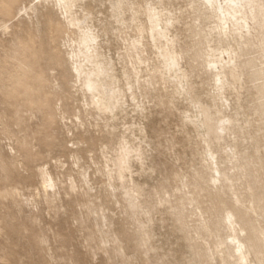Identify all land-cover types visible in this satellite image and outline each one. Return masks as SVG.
<instances>
[{
  "label": "rangeland",
  "instance_id": "rangeland-1",
  "mask_svg": "<svg viewBox=\"0 0 264 264\" xmlns=\"http://www.w3.org/2000/svg\"><path fill=\"white\" fill-rule=\"evenodd\" d=\"M36 1L16 0L7 14L0 12V264H200L195 255L198 245L194 231L198 226H204L203 232L211 227L212 218L208 216L206 207L213 200L204 202L211 192L207 173H198L203 170L201 152L204 143L186 117L201 107L210 117L211 124L219 123V119L227 115L237 118L238 123L244 126L246 135L251 137L246 154L253 169V182L244 177L237 184L230 181L225 184L233 199L247 202L254 198L264 186V138L253 112L255 88L247 71L237 67L236 87L226 86L225 89L224 96L230 105L227 108L221 106L206 63L192 60V48L197 37L192 36L194 14L189 7L191 0H162L173 16L168 28L175 40L188 93L178 95L169 84H163L155 71L159 65L156 49L148 46L143 52L146 62L140 73L143 86L136 89L138 101L144 109L132 111L129 104L125 106L126 111L114 119H108L106 115L94 116L83 111L80 93L70 87V81L67 84L69 77L62 75L61 67L51 57L58 53L59 47L64 48L60 45L63 33L51 12L40 9L36 16L32 14L28 19L25 8ZM78 4L76 15L89 13L87 16H92L107 55L117 58L118 54L126 52L123 44L140 33L146 34L145 8L148 0H124V4H133L139 11L141 30L133 23L127 28L120 27L110 16L109 0H83ZM129 15L130 11H126L125 16L128 18ZM213 27V19L202 23L205 36L198 42L200 49L217 54L223 46L234 45L232 39L218 41ZM254 37L255 40L263 38L264 29H257ZM14 49L20 60L28 62L27 65L22 61L21 65L17 64L10 57ZM129 54L131 57L126 55L117 61V68L125 65L127 70L131 69L135 53L130 51ZM21 68L30 69L32 93H38L39 89L35 88L41 86L40 90L47 92L45 98L51 100L52 108L57 105L54 116L51 117L47 110H38L35 103L25 96L24 101L22 94L12 92L9 84L22 72ZM40 71L55 75L53 80L56 78L57 81L53 85L56 91L44 86ZM144 80L150 81V85H146ZM125 81L122 77V87H126ZM16 104L25 105L28 110L21 114L20 119L13 114ZM78 113L88 132L72 126V130L67 132L60 114L70 125V120L75 121ZM2 121L8 122V130ZM123 135L130 139L131 146L142 151L141 161L134 159L131 168L137 190L133 199V217L129 216L123 199L116 202L107 196L106 180L97 171L105 156L114 158L119 154ZM24 139L29 143L32 156L24 158L18 155L12 160L10 148L15 147L14 150L18 151ZM83 139L87 143L75 155L78 163L88 168L93 186L91 192H98L96 197H92V202L83 194L77 167L72 165L73 156L65 148L66 145L71 146L72 141ZM225 139V142L212 144L218 157L229 149L227 144L236 141L228 135ZM41 167H47L51 172L59 198L45 199L42 195L38 176ZM199 176L201 178L198 179ZM71 182L75 187L73 192L68 189ZM93 205H99L107 215L108 225L103 230L109 232L111 248L118 251L113 252L109 248L106 252L101 248L105 234L98 231L99 226L90 208ZM227 209L228 205L221 207L218 217L224 216ZM136 224L144 228L149 249L138 245ZM219 234L226 236L222 228ZM37 236L46 239L44 246L38 244ZM115 237L117 241L112 242ZM214 237L212 234L205 238L211 243Z\"/></svg>",
  "mask_w": 264,
  "mask_h": 264
},
{
  "label": "bare ground",
  "instance_id": "bare-ground-1",
  "mask_svg": "<svg viewBox=\"0 0 264 264\" xmlns=\"http://www.w3.org/2000/svg\"><path fill=\"white\" fill-rule=\"evenodd\" d=\"M15 1L0 0L2 5L0 12L7 14ZM81 1L83 0H37L35 4L25 8V13L30 19L32 14L36 16L40 9L45 8L53 15L56 24L63 33L60 45L64 48L59 47L58 53L51 57L55 59V64L61 67L62 75L69 77L67 84L70 81V87L75 92L80 93L83 99L81 107L84 112L94 116L106 115V118L114 119L126 111V105L130 104L132 111L144 109L138 101L136 89L143 86L140 73L142 72V65L146 62L143 58V52L148 46L156 49L155 55L159 65L155 71L159 73L163 84H169L178 95L185 96L188 93V88L185 87V74L176 54L175 40L171 37L168 28V23L170 21L172 23L173 16L162 0H148L145 8L147 18L145 36L140 33L132 41L129 40L130 42L123 44L126 52L118 54L117 58L113 55H107L103 49L98 31L95 30L96 25L92 23V16H87L89 13L83 14L84 16L76 15V8L80 6L78 3ZM109 2L110 16L120 27L127 28L130 23H133L138 30H141L139 11L133 4H124V0H109ZM189 5L194 14L192 36L197 37L195 46L192 48V60H202L206 63L211 74L212 84L217 91L216 97L221 102V106L226 108L230 105L224 96L226 86L234 89L238 83L235 70L237 67H241L247 71L255 88V97L252 101L253 112L257 116L258 125L263 131L262 136L264 138V37L258 40H255L254 37L257 29H264V0H191ZM126 11H130L128 18L125 16ZM208 19H213L212 31H216L218 41L228 42L232 39L234 45L223 46L217 54L200 49L198 42L205 36L202 23ZM254 25L257 26L254 27ZM130 51L135 53V58L131 61V69L127 70L125 65L117 68L119 59L126 55L131 57ZM15 52L14 49L10 57L16 60L17 64L21 65L23 62L27 65L28 62L25 63L20 60ZM21 70L22 72L15 77L12 84H9L12 92L15 95L22 94L24 101L26 99L31 100L38 110H47L46 112L51 117L54 116V111L58 108L57 105L55 104V109L52 108L51 100L45 98L47 92H41V86L36 87L35 89H39V91L33 94L34 90L29 82V79L32 78L29 76L30 69L21 68ZM44 72L40 71V79L45 83L44 86H50L53 91H56L55 85H53L57 81L56 78L53 80L55 75L49 76ZM122 77L126 80V87L121 85ZM144 82L146 85H150V81L144 80ZM24 106L15 105L13 114L17 119H20L22 113L28 112ZM75 117L77 121L70 120V125H68L64 121L63 114H60V120L63 121V126L67 128V132L72 130L71 126L74 129L83 128V132H88L84 127L81 115L78 113L75 114ZM186 118L194 125L197 135L204 143L201 152L203 170L197 171L199 175L203 171L206 172L209 180L211 192L204 202L213 200V203H208L206 207L208 216L212 218L211 227H207L203 232L204 226H198L194 231L198 245V251H195L196 257L200 264H264V186L254 198L244 202L241 199H233L225 184L227 181L237 184L244 177H249L250 182H253V169L248 161L249 155L246 154V150L250 148L248 140L251 137L246 135L244 126L239 124L238 119L233 116H223L219 119V123L211 124L206 111L199 107ZM7 121H2L3 126L7 128L6 130L9 128ZM245 123L246 121H244ZM138 130L141 133L143 131L140 128ZM130 131L133 132L132 129ZM227 135L233 136V140L236 141L234 144H227L229 149L218 157L212 148V144L225 142ZM85 143H87L86 139L72 141L71 146L66 145L65 148L69 149L73 156L72 165L77 167L76 173L79 176L78 182H81L83 194L89 202H92V197H96L98 192H91L93 186L88 168H83L75 155ZM28 145L29 143L24 139L20 142L18 151L14 150L15 147H11L13 153L11 159L15 160L18 155L24 158L27 155L30 157L32 151H29ZM118 153L114 158L105 156L102 166L97 168V171L106 180L105 191L107 196L114 198L116 202L120 198L123 199L129 209V216L133 217V199L136 197L134 193L137 190L134 187L131 168L134 159H141L142 151L138 147L131 146L130 139H126L123 135ZM38 176L42 195L45 199L59 198L60 193L55 188V181L48 168H39ZM68 189L71 192L75 190L72 182ZM68 193L66 192V194ZM225 205H228V209L225 215L219 218L217 212ZM90 208L95 215V223L99 226L98 231L105 234V238L101 241V248L106 252L109 251V248L113 252L118 251L113 247L111 248L108 239L109 232L103 230V227L108 225L107 215L99 205H93ZM199 213L202 217L201 211ZM136 228L138 229V245L149 249L148 236L144 228L140 224H136ZM221 228L226 232L224 237L219 234ZM212 234L215 235V239L210 243L205 237ZM37 238L39 245L44 246L46 244L47 241L43 236H37ZM111 241H117L116 237Z\"/></svg>",
  "mask_w": 264,
  "mask_h": 264
}]
</instances>
